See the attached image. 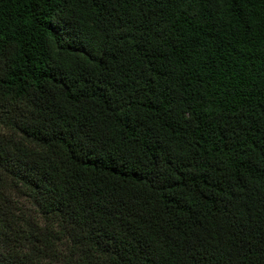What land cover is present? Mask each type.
<instances>
[{"label": "trees", "instance_id": "obj_1", "mask_svg": "<svg viewBox=\"0 0 264 264\" xmlns=\"http://www.w3.org/2000/svg\"><path fill=\"white\" fill-rule=\"evenodd\" d=\"M0 264H264V0H0Z\"/></svg>", "mask_w": 264, "mask_h": 264}]
</instances>
